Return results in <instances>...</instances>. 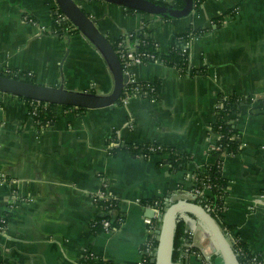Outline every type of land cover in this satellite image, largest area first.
<instances>
[{
	"label": "crops",
	"instance_id": "crops-1",
	"mask_svg": "<svg viewBox=\"0 0 264 264\" xmlns=\"http://www.w3.org/2000/svg\"><path fill=\"white\" fill-rule=\"evenodd\" d=\"M54 2L0 0V65L32 70L37 82L48 85L110 91L111 69L82 31L59 36L48 30ZM80 5L111 42L147 25L161 51L189 26L207 27L189 46L190 64L199 70L182 73L158 60L135 63L136 80L161 79L158 97L133 94L127 102L81 111L58 107V118L43 129L24 99L0 90V214L8 217L0 231L2 264H87V250L99 261L138 264L148 236L145 218L154 209L150 200L189 198L194 170L217 160L212 126L222 97L233 94L242 101L234 116L242 148L222 155L228 185L224 221L264 264V0H202L179 18L107 0ZM27 13L37 22L25 20ZM118 141L171 145L190 153L192 161L171 170L166 154L114 150ZM103 181L118 200L112 215L123 220L95 232L92 222L105 212L93 197ZM180 216L189 231L183 258L203 264L191 250L197 242L199 252L210 253V263L215 253L209 237L195 229L193 214ZM213 264L223 263L217 257Z\"/></svg>",
	"mask_w": 264,
	"mask_h": 264
},
{
	"label": "water",
	"instance_id": "water-1",
	"mask_svg": "<svg viewBox=\"0 0 264 264\" xmlns=\"http://www.w3.org/2000/svg\"><path fill=\"white\" fill-rule=\"evenodd\" d=\"M107 1L125 7L144 10L157 17L168 18L187 16L195 7L194 0H183L182 6L163 3L157 0ZM57 2L70 20L103 54L114 78L112 89L108 92L76 90L66 88L63 83H60L58 86H53L0 73V90L22 97L41 99L50 103L77 107L113 106L119 103L123 88L126 82H128V74L123 70L120 57L113 43L98 28L95 20L76 0H57ZM149 212L151 216H154L155 211L153 208H149ZM182 212H189L196 217L195 229L201 231L204 236L209 237L212 252L219 255L218 257L223 264H242L227 232L217 217L210 211L209 207L191 198L172 200L164 211L158 215L157 218L160 222L158 229L159 236L156 253L152 258L154 264H174L173 250L175 231L178 217ZM195 246L201 248L200 243L195 242ZM184 263L189 264V259L185 258Z\"/></svg>",
	"mask_w": 264,
	"mask_h": 264
},
{
	"label": "trees",
	"instance_id": "trees-1",
	"mask_svg": "<svg viewBox=\"0 0 264 264\" xmlns=\"http://www.w3.org/2000/svg\"><path fill=\"white\" fill-rule=\"evenodd\" d=\"M158 1V0H157ZM195 1V7L197 8L198 5L201 3L202 0H194ZM183 0L175 5L181 6L183 5ZM129 10H136L133 7H127ZM137 11L142 13H147L144 10ZM168 18V17H166ZM216 20V19H215ZM70 21L69 20H60V21H54L53 22V34L63 36L65 34H71L75 31H80L78 27L75 29H69ZM207 27H192L189 26L184 32L177 33L173 36V42L171 47L167 51H159L157 46L154 45V39L148 34L149 28L147 25H144L140 27L138 30H135L132 32L131 40L137 45L138 51H144V52H153L157 55H161L165 59L166 64L174 65L177 68L181 70L182 73L187 72H195L198 71V68H194L191 66L189 61V53L184 52L181 47V42L193 35H199L201 34ZM124 38V36L119 37L115 41H113V46L116 49V43L119 39ZM205 70V69H203ZM28 81L36 82V79L33 77L26 78ZM140 82H127L125 84V87H128L129 89L122 92V96L128 95L132 93L133 86L139 84ZM161 79L157 78L154 81H143V85H141V89L139 92V95H148V96H154L158 97L160 91H161ZM154 86L155 90L151 91V87ZM25 101L29 102L31 98L28 97H22L19 96ZM252 99L251 96H248L246 98V101H250ZM121 98L119 99V103H121ZM261 102H264V98L261 99ZM222 106L217 107V113H216V119L213 123L212 128L220 132L222 134V137L217 140L215 145L222 144L223 147L227 149L230 153H235L241 150V139H240V131L237 129L234 121V116L236 113L239 112L241 109L242 101L240 97L236 94H233L229 97H222L221 99ZM54 106H56L55 103H52L48 105L47 107H38V114L36 115V120L41 122H47L50 120L51 122H54L58 118L57 112L54 110ZM64 106L70 107V105L64 104ZM79 111L85 109V107L79 106L77 107ZM136 143H122L120 141L117 142L116 146H113V149H124L128 150L133 154H138L141 151L148 150V145L146 144L144 146H141L140 148L135 147ZM155 152H161L166 154L168 162L171 164L170 168L171 170H179L184 167H186L187 164H189L192 161V156L190 153H187L185 151H181L180 149L173 147L171 145L163 144V143H155ZM214 154H219L220 149H213ZM207 175H203L201 168H196L194 170V173H196L199 176L198 184L203 186L205 183L210 184L211 188L215 194L213 201L217 202L219 204H222L227 196L228 189L226 190L225 187L227 185L226 179L222 175V169L218 166V163H212L207 165ZM219 193H221L223 196L220 197ZM159 198H161L159 196ZM150 202H153V200H150ZM166 202L163 201L162 204H165ZM171 203V201L167 202V206ZM166 207V204H165ZM1 214H0V229L4 228L8 217L6 215L5 221H1ZM222 226L225 229V225L221 223ZM101 225L97 224L94 227V231H98L100 229ZM226 231V229H225ZM227 232V231H226ZM187 237H189V231L187 230V224L184 217L179 216L177 220L176 225V231H175V240H174V250H173V261L174 264H183L182 260L184 259V251H185V242ZM241 245L243 249L245 250V253H238V257L242 264H249L250 257L252 256V251L248 248V245L245 242H241ZM191 250L195 252H199V248L197 246H193ZM218 254H213L211 257L210 263H214V260L218 257ZM87 264H113L109 260L101 259L96 260L94 257L85 258ZM185 260V259H184ZM0 264L2 262L0 261Z\"/></svg>",
	"mask_w": 264,
	"mask_h": 264
},
{
	"label": "built area",
	"instance_id": "built-area-1",
	"mask_svg": "<svg viewBox=\"0 0 264 264\" xmlns=\"http://www.w3.org/2000/svg\"><path fill=\"white\" fill-rule=\"evenodd\" d=\"M54 5H53V10H52V26L49 27V31L53 33V22L54 21H60V20H69V29H75L77 26L70 20L68 15L61 9L59 6L57 0H54ZM80 4V0H76ZM137 11V9H136ZM24 19L33 23H36V19H34L29 13L24 15ZM46 25L42 24V28L45 29ZM132 33L125 35L124 38H120L117 43H116V52L118 53L122 67L125 73L128 74V82H140L139 84L133 86V90L131 94L122 96L121 95V100L122 102H127L129 97L133 94H139L141 85H143V81L141 80H136L134 77L131 67L135 63H141V62H146V61H151V60H158L163 63H165V59L161 57V55H157L153 52H144V51H138L137 50V45L131 40ZM153 38V37H152ZM193 36H190L186 39H184L181 42V47L184 52H189V46L191 43ZM154 39V38H153ZM154 45L157 46L158 50H160V43L158 40L154 39ZM0 73L1 74H6L10 76H14L17 78L25 79L28 77H33L35 78V73L32 70H23V69H15L9 66V64L6 65H0ZM127 83V82H126ZM95 84V83H94ZM127 91L129 88L125 87L123 88ZM155 87H151V91H154ZM30 115L35 119L37 122V125L41 127L42 129L49 126L52 124L50 120L47 122H41L39 123L36 120V115L38 114V107H47L48 105L52 104L50 102H47L45 100L41 99H33L29 102L25 101ZM56 106H54V110L57 112L58 107L63 108L65 110L72 109V108H77V106H64V104H59L55 103ZM222 103L218 104V107H221ZM217 132V131H216ZM222 137V134L220 132H217V140ZM217 142V141H216ZM124 143H122L123 145ZM146 144L148 145V150L141 151L137 155H142L144 157H150L154 152H155V143L153 142H148V143H136L135 147L140 148L141 146H144ZM220 149V153L217 155V160L215 163H218V166L222 169L223 168V153L227 151L225 147L222 146V144H217L213 146V149ZM207 170L208 168L206 167L205 169L202 170L203 175H207ZM223 175V171H222ZM193 187L190 191L189 198L194 199L203 205H206L209 207L210 211L217 217V219L220 221V223H223L225 225V229L227 231V234L229 236V239L236 250L237 254L240 253H245V250L243 249L241 242H243L239 236H233L231 235L230 228L224 221V216H225V208H226V198L222 204H219L217 202L213 201V198L215 196L211 185L210 184H204L203 186L198 184L199 176L196 173H193ZM108 186V181H103L101 188L95 193L93 199L95 200V203L98 204V206L105 212V215L102 218H96L93 220L92 225L96 226L97 224L101 225V228L103 229H110L115 227L117 224L121 223L123 220V217L121 215H112V209L115 208L118 204V200L114 198L110 192L107 189ZM225 189L227 190L228 187L226 186ZM219 196L222 197L223 195L219 193ZM163 201L166 203L167 207V202L171 200H165L164 197L162 198H155L153 199V202H150L149 204H152V206L155 209V216H147L145 218V221L147 223V240L141 245L140 247V259L138 264H154L152 262V258L156 253V247L158 243V229H159V220H158V215L164 211L165 204H162ZM6 215L1 216V221H5ZM4 228L0 229L3 230ZM86 257H94L93 252L87 250L85 253ZM197 254L200 256V258H203V264H209L208 260L210 258L207 257L208 255H204L203 253L197 252ZM213 264V263H212ZM249 264H263V260L258 255L257 253L252 252V256L250 257V262Z\"/></svg>",
	"mask_w": 264,
	"mask_h": 264
},
{
	"label": "rangeland",
	"instance_id": "rangeland-1",
	"mask_svg": "<svg viewBox=\"0 0 264 264\" xmlns=\"http://www.w3.org/2000/svg\"><path fill=\"white\" fill-rule=\"evenodd\" d=\"M208 246H209V242H208ZM210 252V251H209ZM209 255H210V253H209ZM219 258V257H218Z\"/></svg>",
	"mask_w": 264,
	"mask_h": 264
},
{
	"label": "bare ground",
	"instance_id": "bare-ground-1",
	"mask_svg": "<svg viewBox=\"0 0 264 264\" xmlns=\"http://www.w3.org/2000/svg\"><path fill=\"white\" fill-rule=\"evenodd\" d=\"M211 248V247H210Z\"/></svg>",
	"mask_w": 264,
	"mask_h": 264
}]
</instances>
